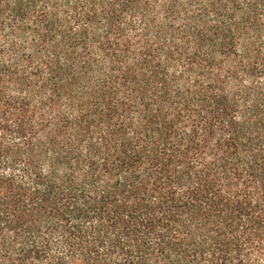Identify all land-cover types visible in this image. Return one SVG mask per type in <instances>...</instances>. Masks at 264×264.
<instances>
[{"label": "trees", "instance_id": "1", "mask_svg": "<svg viewBox=\"0 0 264 264\" xmlns=\"http://www.w3.org/2000/svg\"><path fill=\"white\" fill-rule=\"evenodd\" d=\"M0 264H264V0H0Z\"/></svg>", "mask_w": 264, "mask_h": 264}]
</instances>
